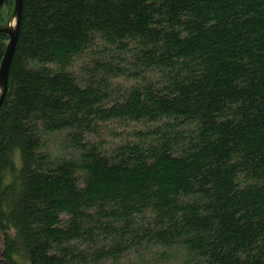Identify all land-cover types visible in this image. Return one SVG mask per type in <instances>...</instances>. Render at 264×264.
Segmentation results:
<instances>
[{
	"label": "trees",
	"instance_id": "1",
	"mask_svg": "<svg viewBox=\"0 0 264 264\" xmlns=\"http://www.w3.org/2000/svg\"><path fill=\"white\" fill-rule=\"evenodd\" d=\"M26 259L264 264V0H22L0 264Z\"/></svg>",
	"mask_w": 264,
	"mask_h": 264
},
{
	"label": "water",
	"instance_id": "2",
	"mask_svg": "<svg viewBox=\"0 0 264 264\" xmlns=\"http://www.w3.org/2000/svg\"><path fill=\"white\" fill-rule=\"evenodd\" d=\"M3 2L4 0H0V6L3 4ZM21 9L22 0H15L13 13L11 18L9 19L7 27L0 28V31L5 32L9 36V41L0 64V105L5 97L7 90L8 69L18 38ZM13 20L14 25L11 26Z\"/></svg>",
	"mask_w": 264,
	"mask_h": 264
},
{
	"label": "rangeland",
	"instance_id": "3",
	"mask_svg": "<svg viewBox=\"0 0 264 264\" xmlns=\"http://www.w3.org/2000/svg\"><path fill=\"white\" fill-rule=\"evenodd\" d=\"M14 25V20L11 23V26ZM64 140V134H58L55 136V139H53V151L56 153H59V151H61L62 153H67L68 151L63 148V146H61V143ZM16 165L19 166L20 165V160H19V154L17 155V159H16ZM23 264H29L28 260H23Z\"/></svg>",
	"mask_w": 264,
	"mask_h": 264
}]
</instances>
